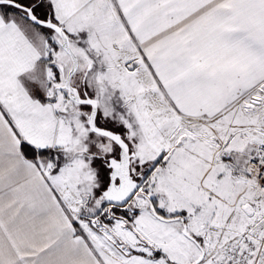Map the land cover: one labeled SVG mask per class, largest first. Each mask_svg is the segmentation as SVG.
Instances as JSON below:
<instances>
[{
	"label": "snow or ice",
	"instance_id": "1",
	"mask_svg": "<svg viewBox=\"0 0 264 264\" xmlns=\"http://www.w3.org/2000/svg\"><path fill=\"white\" fill-rule=\"evenodd\" d=\"M0 264H264V0H0Z\"/></svg>",
	"mask_w": 264,
	"mask_h": 264
}]
</instances>
